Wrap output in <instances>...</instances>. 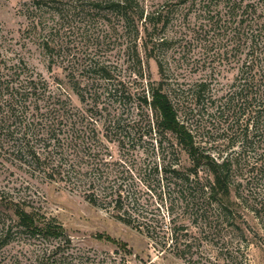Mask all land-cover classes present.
I'll list each match as a JSON object with an SVG mask.
<instances>
[{
	"label": "trees",
	"instance_id": "obj_1",
	"mask_svg": "<svg viewBox=\"0 0 264 264\" xmlns=\"http://www.w3.org/2000/svg\"><path fill=\"white\" fill-rule=\"evenodd\" d=\"M198 1L216 42L229 45L235 54L246 52L233 90L224 92L214 87L216 80L214 85L202 79L175 104L160 80L137 93L155 118L150 133L160 137L158 146L171 157L166 162L163 158L164 184L157 195L166 206L169 229L160 217H148L135 192L120 191L124 174L131 176L135 169L121 154L131 132L118 115L101 117L105 109L96 101L100 96L118 101L128 97L116 68L99 57L110 47L126 45L132 56L121 71L141 83L147 62L140 50L163 42L155 37L159 23L164 27L168 22L162 11L167 5L146 12L141 0H21L15 13L22 18V37L38 44L46 71L59 69L65 82L34 74L21 57L11 62L0 55V155L33 176L81 193L91 206L109 209L115 220L146 238L161 239L160 249L170 235L173 254L180 259L190 242H181L187 232H180L188 231L187 226L175 224L178 203L196 230L206 229L219 241L224 235L250 241L264 232V0ZM146 25L150 35H145ZM140 28L144 34L139 39ZM76 50L85 56L74 61ZM227 53L217 50L208 63H220ZM155 63L162 74V62ZM210 72L213 76L214 70ZM87 74L104 83L100 92L92 94L97 84L85 82ZM111 85L118 87L111 90ZM67 86L81 109L72 104ZM85 90L93 95L90 103ZM213 129L218 130L216 140L206 138ZM110 143L116 144V157ZM137 179L141 183L143 176ZM13 193L0 192V250L17 240L33 254L31 264H116L109 256L75 248L61 224L29 197Z\"/></svg>",
	"mask_w": 264,
	"mask_h": 264
},
{
	"label": "rangeland",
	"instance_id": "obj_2",
	"mask_svg": "<svg viewBox=\"0 0 264 264\" xmlns=\"http://www.w3.org/2000/svg\"><path fill=\"white\" fill-rule=\"evenodd\" d=\"M20 1L0 0V55L5 60H12L11 62L21 57L29 71L34 74L43 76L49 82L54 78L65 82L64 75L59 69H54L52 72L46 71V59L38 44L22 37L19 31L22 18L15 13ZM175 1L141 0L146 12L154 8L161 9L163 5H167L162 11L168 22L164 27H162L163 22L159 23L157 36H154L155 39H161L160 41L163 40V42L152 50V43L149 44L147 51H151V57L141 48L139 56L143 63L147 62L146 68L144 65L145 73L141 83L136 82L133 76L121 71L122 65L125 66L132 56L130 51L129 53L126 51L125 44L116 45L114 48L110 47L105 52H101L99 57L109 61L116 68L114 73L116 76L120 75L128 97L125 100L119 99L120 102L114 100L116 99L114 97L106 99L100 96L96 100L105 109L101 117L107 118L108 113L116 114L121 118L125 128L131 132L123 148L127 151L124 150L121 154L122 157L125 154L124 160L129 162L128 167L133 166L135 169L131 176L124 174L120 191L123 194L130 189L135 192L140 198L138 206L143 207L151 219L157 220L160 217L167 229L171 226L168 224L167 209L165 205H161L157 195L160 194L161 184H164V175L160 170L163 166V158L165 157L166 162L171 157L168 152L165 153V150L158 146L160 137L153 131L150 133L155 118L149 108L140 103L138 100L140 95L137 93L145 88L148 82L157 84L160 80L164 82V91L171 96L175 104L183 98L182 96H187L186 89L202 79L210 80L214 85L216 80L219 85L214 87L221 88L224 92L233 90L237 68L241 66L246 52L238 51L235 54L231 47H228L229 45L216 42L217 38L214 37L211 23L208 22V15L200 10L198 0H195L192 7H189V2L182 5L176 2L175 5ZM140 29L139 39L144 34L143 29ZM145 29V35L152 33L148 25ZM219 49H226L227 55L220 63L215 60L210 65L208 59L213 58L212 54L217 53ZM73 56L76 61L77 57H83L85 54L76 50ZM157 60L163 64L162 74L159 73L155 63ZM203 60H206L205 64ZM211 70H214L213 76L210 74ZM84 78L85 82L97 84L91 88L92 94L104 87V83L99 81L98 77L90 78L87 74ZM115 87L118 85H111V90ZM65 89L69 92L72 104L81 109L83 105L80 104L77 96L68 86ZM88 90L85 92L88 94L87 102L90 103L93 95L91 96ZM217 132L218 130L213 129L206 138L216 140ZM141 134L143 135L140 136ZM169 138L174 140L171 137L167 139ZM161 140L162 148L166 147L165 139L161 138ZM108 146L116 157L119 154L116 144L110 143ZM173 147L176 148L174 145ZM180 160L186 165L184 157L180 156ZM19 166V162L12 161L3 154L0 155V192L9 191V193L14 192L13 194L29 197L47 217L54 218L63 226L73 246L82 252L92 251L100 258L109 256L115 259L116 264H121V260H124L125 264H264V232H259L260 237L251 238L250 241L236 239L233 236L228 237V235H224L222 241H219L214 234L204 232L206 229L196 230L195 225L191 223L192 220L188 219V212L178 203L174 207L175 224L187 226L188 231L180 232L182 234L187 232L188 235L184 234L181 242L186 240L190 242V250L185 254L184 259H180L173 254L170 235L163 239V242H166V248L160 249L161 239L146 238L115 220L109 209L91 206L81 193L70 192L57 183L46 182ZM156 166H158L157 171H155ZM141 175L143 181L140 183L137 178ZM183 212L185 215L182 214ZM222 242L225 247L221 245ZM32 260L33 254L29 253L26 247H22L17 240L0 250V264H31Z\"/></svg>",
	"mask_w": 264,
	"mask_h": 264
}]
</instances>
